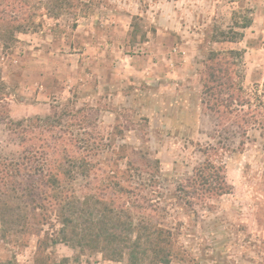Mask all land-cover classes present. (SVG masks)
Returning a JSON list of instances; mask_svg holds the SVG:
<instances>
[{
	"label": "rangeland",
	"instance_id": "obj_1",
	"mask_svg": "<svg viewBox=\"0 0 264 264\" xmlns=\"http://www.w3.org/2000/svg\"><path fill=\"white\" fill-rule=\"evenodd\" d=\"M4 22L32 25L6 35ZM231 50L248 105L216 114L203 103L206 63ZM249 114L264 120V0H0V158L87 156L78 196L107 228L128 208L123 219L149 227L132 228L145 247L160 231L171 264H264V137ZM48 116L46 129L35 122ZM207 160L229 193H191ZM19 182L1 187L14 223L0 216V264H131L63 243L57 208L21 207Z\"/></svg>",
	"mask_w": 264,
	"mask_h": 264
},
{
	"label": "trees",
	"instance_id": "obj_2",
	"mask_svg": "<svg viewBox=\"0 0 264 264\" xmlns=\"http://www.w3.org/2000/svg\"><path fill=\"white\" fill-rule=\"evenodd\" d=\"M6 35H13L14 32L27 31L32 24H13L4 22ZM248 26H245L246 28ZM239 51L231 50L227 53L212 52L206 63V74L203 83V103L208 110L216 114L241 112L242 107L248 105L244 100V90L242 83L235 77H240L238 71L237 58L240 57ZM208 97V98H206ZM250 119H243L246 123L252 122L258 124L264 137V120H259L256 115L249 114ZM51 117L37 118L35 122L43 129L50 124ZM23 126V123H20ZM45 127V128H44ZM47 131V130H46ZM48 149H50L48 147ZM55 151L50 152L44 148L39 150H26L22 158L17 161H11L7 158H0V195L10 194L2 193V184L4 187L11 184L12 179H23L19 182V193L17 199L21 207L31 210L36 214L40 210L48 211L47 204L55 206L56 216L62 225L63 243H78L81 247L83 241H88L92 249L106 254L110 260H117L127 254L131 264H140L145 259H149L153 264H171V249L169 246L161 244V233L157 231L153 239H149L148 246L142 244V238L133 239L132 228H149L143 225V221L135 223L132 216L129 222L122 218V214L129 211L128 208L115 213L114 223L107 228L103 218L102 211L93 207L89 199L80 198L76 191L75 182L79 177H84L92 171L91 164L87 156L80 152H69L65 157L56 158ZM191 193L197 194L201 198L222 196L230 192V186L227 183L224 169L216 166L212 161L207 160L199 166L192 179ZM181 192L189 195L188 190L181 187ZM10 202V201H9ZM5 206L7 203H3ZM129 204H131L129 202ZM136 208L139 207L135 204ZM20 207V210H21ZM142 209V207H139ZM120 208H118L119 210ZM54 210V211H55ZM115 210H108L111 214ZM3 212L0 201V216L3 218L4 226L10 225L14 217ZM30 214H18L16 222L28 220ZM107 217V214H106ZM133 220V221H132ZM113 231H111V229ZM119 228H130L124 232L118 231ZM158 228V227H155ZM124 233V234H123ZM151 236V235H150ZM158 236V238H157ZM157 238V239H156ZM105 241L108 246H101Z\"/></svg>",
	"mask_w": 264,
	"mask_h": 264
}]
</instances>
